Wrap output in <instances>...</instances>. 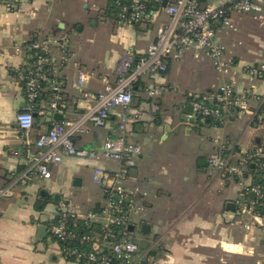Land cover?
<instances>
[{
  "label": "crops",
  "instance_id": "obj_1",
  "mask_svg": "<svg viewBox=\"0 0 264 264\" xmlns=\"http://www.w3.org/2000/svg\"><path fill=\"white\" fill-rule=\"evenodd\" d=\"M68 1L0 2V188L23 168L28 151H35L36 139L56 121L39 101L29 132L19 129L15 122L17 113L26 106L15 73L27 61L29 41L47 40L46 55L56 60L63 55L61 45L69 49L60 69L64 102L61 121H66L77 119L91 106L72 88L78 71L95 73L87 90L98 92L103 86L99 77L107 76L114 82L122 58L140 56L154 40V29L120 26L110 0H90L87 18L82 22L70 19L65 9ZM239 24L248 29L252 23L243 18ZM251 44L253 47L239 52L237 63L264 59V43ZM223 81L207 57L195 61L187 54L180 60H170L162 76L143 82L162 84L160 97L148 98L141 85L135 86L131 110L140 118L126 126L125 139L138 145L141 154L126 184L140 185L147 193L143 211L131 223L133 230L128 229L140 247L132 257L135 264H264V217L251 229H243L234 210L228 209L239 192L238 185L205 174L214 138L241 149L264 148V127L255 129L246 117L226 127L209 122L220 127L218 135L199 139L185 156L176 151L180 132L198 136V126L206 123L183 119L190 99L213 91ZM255 89L260 98L264 97L263 81L255 82ZM261 105L264 108V102ZM116 122L113 113L105 127L89 125L87 134L75 137V147L99 150L107 135H115ZM98 166L112 169L116 165L64 156L59 165L49 167L45 177H32L13 198L1 200L0 264H70L61 254L60 244L53 242L48 225L60 203L80 214L98 209L103 194L91 180L92 168ZM74 178L81 179L79 187L73 185ZM144 224L149 226L148 233L141 231ZM40 226L46 231L42 238H38Z\"/></svg>",
  "mask_w": 264,
  "mask_h": 264
},
{
  "label": "built area",
  "instance_id": "obj_2",
  "mask_svg": "<svg viewBox=\"0 0 264 264\" xmlns=\"http://www.w3.org/2000/svg\"><path fill=\"white\" fill-rule=\"evenodd\" d=\"M12 1L1 0L7 5ZM162 1L111 0L120 26L154 25V40L140 56L122 58L114 82L107 76L99 77L103 86L98 92L87 90L95 73L88 69L78 71L72 88L91 106L77 119L54 121L36 139L35 151H28L23 168L0 188V201L11 199L32 177H45L49 167L59 165L64 156L115 163L112 169L92 168V183L103 194L98 209L80 214L60 203L53 222L48 225L51 237L67 245L61 247V254L70 264H113L115 261L135 264L132 257L140 247L129 236L128 227L143 211L147 193L140 185L126 184L137 166L141 149L126 141L125 130L129 123L140 118L131 110L135 86L141 85L142 93L148 98L160 97L164 91L162 84H144L143 76L154 80L166 73L170 60H180L187 54L195 61L205 56L224 81L213 91L190 99L183 114L186 121H209L226 127L233 120L246 117L248 125L252 124L255 129L264 127L261 105L264 97L260 98L255 89V82H264V59L256 58L254 63L244 65L235 61L250 43H264V0H211V3L209 0H167L164 6ZM243 18L252 23L248 29L239 24ZM61 47L63 55L56 60L46 55L47 40L33 39L26 45L27 61L15 73L26 105L15 116L22 131L29 132L33 127L32 114L39 101L50 115L62 113L60 69L69 49L66 44ZM50 91L52 96L47 100L45 93ZM115 109L118 111L114 112ZM113 113L117 119L115 135H107L99 150L75 147L76 136L87 134L89 125L105 127ZM212 144L213 149L206 158L209 173L215 179L238 185L239 192L232 201L234 216L241 221L243 229L249 230L264 217V148L241 149L220 138H214ZM78 221L88 228L92 224L100 225L101 234H81ZM112 228L118 231L115 233Z\"/></svg>",
  "mask_w": 264,
  "mask_h": 264
},
{
  "label": "rangeland",
  "instance_id": "obj_3",
  "mask_svg": "<svg viewBox=\"0 0 264 264\" xmlns=\"http://www.w3.org/2000/svg\"><path fill=\"white\" fill-rule=\"evenodd\" d=\"M89 1L90 0H69L65 5V9H66V12L68 13V16H70V19L74 17L79 22L85 21L87 18L86 14H87V10H88L87 7L89 5ZM70 2H71V4H70ZM211 2H212L211 0L208 1V3H211ZM82 25H86V23H82ZM143 25H145L147 27V29H150V30L155 29L154 25H146L144 23H143ZM248 46L253 47V45L250 43L249 45H247L246 49H248ZM252 56H255V54ZM142 79L148 80L149 77L143 76ZM50 98L51 97L48 96L47 100H49ZM196 124H198V123H196ZM191 125H195V124H191ZM198 127H199L198 136H196L195 133L183 134L182 132H180V134L178 135V139L176 140V151L179 153V156H185L187 153H189V151L192 150L196 146V142H198L199 139H201V138L212 139L220 133V129H219L220 127L217 128L213 124H209V123L208 124L207 123L202 124V123H200V125ZM138 144L141 145L140 143H138ZM205 174H206V177H207V174L209 176L213 177V174L209 173V170H207ZM88 194H90V193H88ZM136 235L137 236L139 235V230H136ZM53 242L56 243V241L54 239H53ZM142 253H144V252L142 251Z\"/></svg>",
  "mask_w": 264,
  "mask_h": 264
},
{
  "label": "water",
  "instance_id": "obj_4",
  "mask_svg": "<svg viewBox=\"0 0 264 264\" xmlns=\"http://www.w3.org/2000/svg\"><path fill=\"white\" fill-rule=\"evenodd\" d=\"M166 2H167V0H163L162 1V6H164L165 4H166ZM60 27H62V25H60ZM25 105L23 104V107H24ZM33 115V118H35L36 117V114L35 113H33L32 114ZM53 118L56 120V121H61V119H62V115L61 114H54L53 115ZM183 119L185 120V117H183ZM203 122V121H202ZM206 123H209V121H205ZM199 164L200 165H203V161H200L199 162ZM80 184H81V179H79V178H74V180H73V185L75 186V187H79L80 186ZM251 197H253V195L251 194L250 195ZM228 209L230 210V211H233L234 210V208H233V205L232 204H229L228 205ZM128 229L129 230H133V226H129L128 227ZM141 231L143 232V233H148V231H149V226H147V225H142L141 226ZM46 231H45V227H43V226H40L39 228H38V238H42L43 237V234L45 233Z\"/></svg>",
  "mask_w": 264,
  "mask_h": 264
},
{
  "label": "trees",
  "instance_id": "obj_5",
  "mask_svg": "<svg viewBox=\"0 0 264 264\" xmlns=\"http://www.w3.org/2000/svg\"><path fill=\"white\" fill-rule=\"evenodd\" d=\"M1 2V0H0ZM110 5L111 7L114 9L115 11V15L117 14V9L116 7L112 4L111 0H110ZM116 21H117V17H116ZM45 96H52V92H47L45 93ZM36 103V102H35ZM200 122V121H199ZM77 229L78 231L82 234V233H87V232H93V233H97V234H101V228L98 225L92 224L90 225V227H86L82 221H78L77 222ZM112 231H114L115 233L118 231V229L116 228H112ZM53 239V238H52ZM61 247H66L67 245L59 243ZM113 264H123L121 261H115V263Z\"/></svg>",
  "mask_w": 264,
  "mask_h": 264
}]
</instances>
